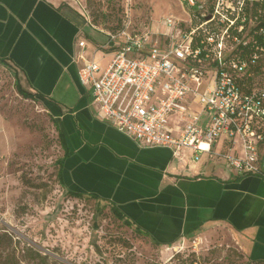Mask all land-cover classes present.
Instances as JSON below:
<instances>
[{"label": "crops", "instance_id": "1", "mask_svg": "<svg viewBox=\"0 0 264 264\" xmlns=\"http://www.w3.org/2000/svg\"><path fill=\"white\" fill-rule=\"evenodd\" d=\"M162 15L141 27L161 44ZM82 40L85 59L94 61L100 73L119 40L109 41L104 28L73 2L0 0V58L14 67L15 82L42 100L62 133L67 150L62 187L113 204L157 246L224 228L245 258L264 261V168L239 174L219 157L202 153L191 160L189 148L178 159L168 147L143 145L115 129L92 107L91 86L79 80L85 63L77 56ZM191 106L200 109L195 102ZM207 118L202 112L200 122ZM169 125L177 134L182 121L171 117Z\"/></svg>", "mask_w": 264, "mask_h": 264}, {"label": "built area", "instance_id": "2", "mask_svg": "<svg viewBox=\"0 0 264 264\" xmlns=\"http://www.w3.org/2000/svg\"><path fill=\"white\" fill-rule=\"evenodd\" d=\"M179 1L183 19L166 14L158 20L161 44L135 25L134 3L123 0L122 26L104 29L109 41L119 42L100 73L85 59L84 41L78 42L77 56L85 60L78 77L91 86V105L118 131L146 146L168 147L178 159L189 148L191 160L204 153L224 159L236 173H263L264 51L242 50L245 0ZM254 31L264 42V26ZM202 112L209 115L203 123ZM171 117L182 121L177 134ZM221 145L226 151L216 150Z\"/></svg>", "mask_w": 264, "mask_h": 264}, {"label": "rangeland", "instance_id": "3", "mask_svg": "<svg viewBox=\"0 0 264 264\" xmlns=\"http://www.w3.org/2000/svg\"><path fill=\"white\" fill-rule=\"evenodd\" d=\"M69 1L106 29L123 0ZM132 1L139 27L162 14L185 17L179 0ZM15 77L14 67L0 62V234L11 239L0 240V264H254L224 228L160 247L116 218L108 204L66 192L56 176L62 148L53 118L40 98L18 92Z\"/></svg>", "mask_w": 264, "mask_h": 264}, {"label": "trees", "instance_id": "4", "mask_svg": "<svg viewBox=\"0 0 264 264\" xmlns=\"http://www.w3.org/2000/svg\"><path fill=\"white\" fill-rule=\"evenodd\" d=\"M258 9H261L260 14H258ZM245 11H246V14L248 15V19L245 23V29L243 31V36L246 38L247 42H246L245 46L239 45V47L240 46L243 47V49H242L243 52H247V53L253 52L255 50L259 51V49L264 51V42L261 41V38L259 37V35L257 33H255V31H254L255 28L257 27V25L258 26H264V0H245ZM256 15H257V18L255 19V21L257 22V25H254L253 24L254 21H251V20L253 18H255L254 16H256ZM123 17H124V12H123V8H122V2H120L119 5L117 6V9H116V17H115L114 22L112 24L108 25L109 27H107L106 29H108L112 32H116L122 26ZM194 21H195V19L193 20V22ZM196 37H199V35L197 34ZM194 41H196V38ZM0 62L4 64L5 59L0 58ZM15 83H16V88H17L18 92L21 95H23L24 97H31L32 98L34 96H37L35 94H32V93L27 92L24 89H22L17 84V82H15ZM55 128H56L57 133H58V140H59L60 146L64 150L63 155L57 159L58 167H57V172H56L58 183L61 186H63L62 180H61V163H62V160H63L67 150L65 148L62 133L59 130L56 123H55ZM66 192H68L70 195L75 196V197L86 196V197H91L93 199H96L97 201H102L101 199H98L94 195L81 194V193H76V192H72L69 190H66ZM102 202L109 205L111 212L113 213V215L116 218L122 220L128 226H132L136 231H138L140 234H142L137 227H135L126 217H124V214L120 210H118L116 208V206H114L113 204L107 203L105 201H102ZM0 240H3V241L7 240L8 241L11 239H10V237H7V235L5 233H2V234H0ZM251 262L254 264H264V261H251Z\"/></svg>", "mask_w": 264, "mask_h": 264}]
</instances>
